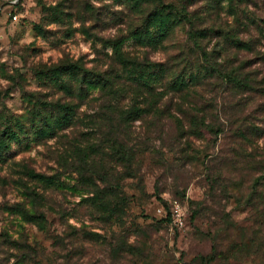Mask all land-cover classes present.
<instances>
[{"label": "rangeland", "instance_id": "rangeland-1", "mask_svg": "<svg viewBox=\"0 0 264 264\" xmlns=\"http://www.w3.org/2000/svg\"><path fill=\"white\" fill-rule=\"evenodd\" d=\"M0 264H264V0H0Z\"/></svg>", "mask_w": 264, "mask_h": 264}, {"label": "trees", "instance_id": "trees-1", "mask_svg": "<svg viewBox=\"0 0 264 264\" xmlns=\"http://www.w3.org/2000/svg\"><path fill=\"white\" fill-rule=\"evenodd\" d=\"M164 9L165 10H169V11H174V12H177L178 11L177 7L174 6V5H172V4L167 5V6H164ZM193 80H194V78H193Z\"/></svg>", "mask_w": 264, "mask_h": 264}]
</instances>
